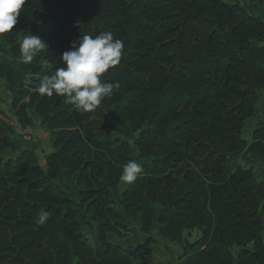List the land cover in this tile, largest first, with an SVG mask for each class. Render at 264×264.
I'll return each instance as SVG.
<instances>
[{
	"label": "trees",
	"instance_id": "trees-1",
	"mask_svg": "<svg viewBox=\"0 0 264 264\" xmlns=\"http://www.w3.org/2000/svg\"><path fill=\"white\" fill-rule=\"evenodd\" d=\"M249 1L262 5L260 15L224 0H26L13 30L0 34V53L5 44L19 54L37 25L48 49L21 63L30 82L9 106L21 128L39 117L53 151L45 168L30 148L5 156L20 142L0 119V264H154V220L175 242L200 230L186 264H264V179L228 161L244 150L264 159V125L249 143L242 137L264 89V0ZM102 32L124 49L100 77L119 89L96 110L36 91L64 67L73 41ZM16 76L0 57V77ZM129 160L142 164L130 184L119 179ZM43 211L50 219L40 225ZM93 222L97 246L83 230L93 232ZM109 234L146 237L124 246Z\"/></svg>",
	"mask_w": 264,
	"mask_h": 264
},
{
	"label": "clouds",
	"instance_id": "clouds-1",
	"mask_svg": "<svg viewBox=\"0 0 264 264\" xmlns=\"http://www.w3.org/2000/svg\"><path fill=\"white\" fill-rule=\"evenodd\" d=\"M26 0H0V34L13 30L18 22ZM20 61L30 63L39 53L48 49V44L40 37L28 32L18 41ZM124 44L114 39L111 32H102L91 36L83 34L72 42V50L63 52L61 59L64 67L55 74L43 75L36 91L41 96H62L75 109L94 111L102 101L119 89L118 83H104L100 77L110 67L120 62ZM142 172V164L129 160L123 165L120 181L132 183ZM50 214L43 211L38 214L37 223L43 225Z\"/></svg>",
	"mask_w": 264,
	"mask_h": 264
},
{
	"label": "rangeland",
	"instance_id": "rangeland-1",
	"mask_svg": "<svg viewBox=\"0 0 264 264\" xmlns=\"http://www.w3.org/2000/svg\"><path fill=\"white\" fill-rule=\"evenodd\" d=\"M227 3H240L244 10L247 13L260 15L262 13V5L259 2H252L249 0H224ZM45 19H39V24H44ZM37 25L33 30L28 31L31 34L37 36L38 31ZM27 32V33H28ZM25 33L24 35H26ZM21 39L23 38V36ZM4 52L0 53L2 60L6 61L13 69L17 72L16 79L13 83L9 84L5 81L4 78L0 77V115L4 118H8L12 121V118L15 119L13 125H8V129L12 131L13 136L20 142L19 150L17 152L6 151L5 156L15 157L23 148H30L34 150L38 157V162L41 158L53 151L52 147V138L49 133L39 127V117L32 115L31 126L26 128H21L14 116V111L10 109L9 104L12 102L13 95L20 83H24L25 86L30 82L31 74L29 70L21 69L20 65V53L15 55L13 54L8 47L4 44ZM257 111L249 118L243 127L242 137L249 143L251 141V131L256 126L264 125V89L259 90V100L257 103ZM20 127V129H19ZM40 129V130H39ZM131 153L133 156H136V153L131 148ZM229 163L238 164L244 168H251L259 180L264 179V159L260 157H254L249 154L246 150L241 153H232L228 156ZM40 164V163H39ZM45 168V163L40 165ZM58 182L66 190L75 189L72 181L63 180L59 177ZM122 183L119 184L118 189L121 190ZM130 221L135 226H139L138 222L130 217ZM83 230L87 232V235L94 246H97L99 242L97 241L98 235V225L97 222H93V232L89 231L87 227H83ZM150 234L154 237L156 236V246L153 251V263L156 260L157 264H185L188 254L190 253V245L200 236V230L198 228L192 230H185L183 232V237L181 242H175L168 238H164L158 233V225L156 220L153 221L151 225ZM146 236L144 234L137 235H128L122 239L117 238L109 234V241L119 242L124 246H132L137 242L143 241ZM263 240H264V230H263ZM240 247L235 246L233 248V254L236 255V252ZM138 264V263H133Z\"/></svg>",
	"mask_w": 264,
	"mask_h": 264
},
{
	"label": "built area",
	"instance_id": "built-area-1",
	"mask_svg": "<svg viewBox=\"0 0 264 264\" xmlns=\"http://www.w3.org/2000/svg\"><path fill=\"white\" fill-rule=\"evenodd\" d=\"M0 119L7 125V127H8V125H13L14 124V122L16 123V121H15V119L14 118H12V121H11V118H10V120L7 118H4V117H2L1 115H0Z\"/></svg>",
	"mask_w": 264,
	"mask_h": 264
},
{
	"label": "crops",
	"instance_id": "crops-1",
	"mask_svg": "<svg viewBox=\"0 0 264 264\" xmlns=\"http://www.w3.org/2000/svg\"><path fill=\"white\" fill-rule=\"evenodd\" d=\"M19 129H20V127H19ZM40 130V129H39ZM39 163H40V165H42V164H44L45 163V158L43 157V158H41L40 160H39ZM156 239H157V237L156 236H154ZM158 262L156 261V260H154V264H157ZM186 264V263H185Z\"/></svg>",
	"mask_w": 264,
	"mask_h": 264
}]
</instances>
